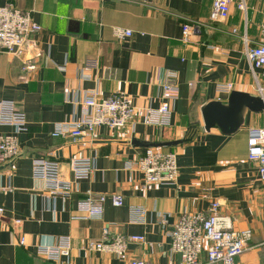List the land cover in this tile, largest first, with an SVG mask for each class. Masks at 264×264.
<instances>
[{
    "label": "crops",
    "instance_id": "1",
    "mask_svg": "<svg viewBox=\"0 0 264 264\" xmlns=\"http://www.w3.org/2000/svg\"><path fill=\"white\" fill-rule=\"evenodd\" d=\"M229 1L228 18L213 22L212 0H0V7L30 12L41 28L37 69L26 81L18 63L0 54V101H13L26 118V131L17 135L19 157L0 163V187L12 188L0 193V264H55L36 253L43 235L70 238L69 264H128L132 259L179 264L170 250L173 225L184 213H206L212 202L219 203V214L232 229L252 231L235 264H264V183L247 147L248 129L264 127V111L247 110L231 135L217 127L206 132L201 115L209 102L227 103L230 92L219 90L226 83L255 92L243 37L250 45L261 41L264 0H243L245 12L237 8L240 0ZM184 22L193 28L188 43L182 41ZM113 27L132 35L118 40ZM169 70L176 73L178 93L170 125L159 129L145 124V110L159 107L160 85ZM255 73L260 80V72ZM118 94L130 96L137 107L132 126L100 127L86 146L51 137L59 125L86 113L85 99ZM191 130L190 142L156 148L175 153V183L145 185L143 174L132 167L146 149L131 141L183 140ZM2 134H13V129L0 126ZM86 156L93 161L91 177L52 206L43 182L32 177L33 159L58 161L63 179H70V159ZM87 192L120 194L123 205L114 207L106 199L100 217L85 219L76 206ZM104 227L112 235L143 236L145 243H129L126 261L83 250L88 240L102 237ZM22 236L26 243L19 246Z\"/></svg>",
    "mask_w": 264,
    "mask_h": 264
},
{
    "label": "built area",
    "instance_id": "2",
    "mask_svg": "<svg viewBox=\"0 0 264 264\" xmlns=\"http://www.w3.org/2000/svg\"><path fill=\"white\" fill-rule=\"evenodd\" d=\"M237 8L245 12L243 0ZM229 0H212L210 20L225 21L229 16ZM40 26L33 20L30 12L21 11L11 6L0 7V54L7 56L19 65L20 78L24 81L27 76L37 69V59L40 56L37 34ZM193 32L191 24H182V41L188 43ZM113 36L118 40L128 39L132 32L121 27L112 28ZM261 41L250 45L243 37L244 56L250 65L254 79L255 93L264 102V22L259 26ZM92 64V63H91ZM90 64V65H91ZM260 72V80L255 71ZM176 73L166 71L165 80L161 83V102L157 108L145 110V124L163 129L170 125L171 105L178 93L175 82ZM232 84L226 83L219 87L220 91L230 92ZM86 113L70 123L59 125L52 133L53 138H69L74 143L86 146L90 143L96 129L108 127L125 129L132 126L137 107L128 95L118 94L109 98L91 96L82 103ZM0 126H9L13 134L0 135V163H8L20 155L17 135L26 131L25 114L19 110L13 101H0ZM248 159L257 165L260 181L264 183V127L248 129ZM70 179H63L58 161L49 158H35L32 161V177L42 181L50 197L52 206L56 199L65 201L77 190V183L91 177L94 167L90 157L71 158L69 163ZM132 169L143 174L145 185L173 184L178 177L176 155L173 152L163 153L159 149H146L133 163ZM10 186L0 187V193L11 192ZM106 199L114 207L123 205L120 194L94 195L87 192L76 206V211L85 219L100 217ZM54 210V207H52ZM143 214V210H139ZM3 209L0 206V222ZM13 224L18 226L19 220ZM252 237L250 229L234 230L228 219L219 214V203L212 202L206 213H184L170 231V250L179 256V264H235L247 250ZM25 237L17 240V245L24 246ZM129 243H145L143 236L112 235L107 227L102 229V237L98 240L87 241L83 250L89 253H106L115 256L119 261L127 260V246ZM36 253L55 264H69L71 259V241L69 237H59L54 240L43 235L35 245ZM204 256V262L201 261ZM128 264H151L145 260L132 259Z\"/></svg>",
    "mask_w": 264,
    "mask_h": 264
},
{
    "label": "water",
    "instance_id": "3",
    "mask_svg": "<svg viewBox=\"0 0 264 264\" xmlns=\"http://www.w3.org/2000/svg\"><path fill=\"white\" fill-rule=\"evenodd\" d=\"M247 110L254 113L263 112L264 102L254 91L246 92L232 88L226 104L213 101L201 108L203 128L209 132L212 128L217 127L224 135H231L242 125ZM182 143V140L156 143L137 139L131 141L133 146L145 149L175 147Z\"/></svg>",
    "mask_w": 264,
    "mask_h": 264
},
{
    "label": "trees",
    "instance_id": "4",
    "mask_svg": "<svg viewBox=\"0 0 264 264\" xmlns=\"http://www.w3.org/2000/svg\"><path fill=\"white\" fill-rule=\"evenodd\" d=\"M194 134H195V131H194V130L189 131V133H187V134L185 135V137L183 138V140H182L183 143H188V142H190V141L192 140Z\"/></svg>",
    "mask_w": 264,
    "mask_h": 264
}]
</instances>
